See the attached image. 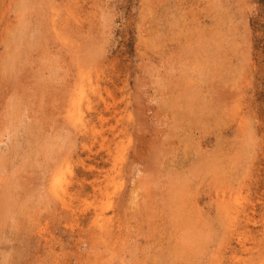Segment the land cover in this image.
<instances>
[{"label": "rangeland", "instance_id": "rangeland-1", "mask_svg": "<svg viewBox=\"0 0 264 264\" xmlns=\"http://www.w3.org/2000/svg\"><path fill=\"white\" fill-rule=\"evenodd\" d=\"M0 264H264V0H0Z\"/></svg>", "mask_w": 264, "mask_h": 264}, {"label": "bare ground", "instance_id": "bare-ground-1", "mask_svg": "<svg viewBox=\"0 0 264 264\" xmlns=\"http://www.w3.org/2000/svg\"><path fill=\"white\" fill-rule=\"evenodd\" d=\"M11 60V59H10ZM56 174V173H55ZM188 236V235H187ZM185 241H186V239H185ZM190 241V240H189ZM186 243H188V242H186ZM193 243V242H192ZM202 252V251H201ZM183 254V253H182ZM186 254V253H185ZM187 254H189V253H187Z\"/></svg>", "mask_w": 264, "mask_h": 264}]
</instances>
